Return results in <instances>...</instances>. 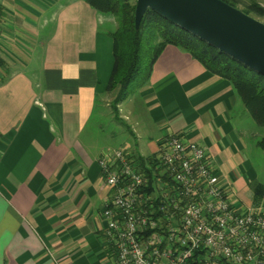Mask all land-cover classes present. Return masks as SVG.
<instances>
[{
	"label": "crops",
	"instance_id": "0c3cea01",
	"mask_svg": "<svg viewBox=\"0 0 264 264\" xmlns=\"http://www.w3.org/2000/svg\"><path fill=\"white\" fill-rule=\"evenodd\" d=\"M0 5V264H112L98 159L122 147L150 159L171 133L205 146L238 203L264 210V135L229 80L169 45L117 118L111 18L87 0Z\"/></svg>",
	"mask_w": 264,
	"mask_h": 264
},
{
	"label": "built area",
	"instance_id": "2783aa9c",
	"mask_svg": "<svg viewBox=\"0 0 264 264\" xmlns=\"http://www.w3.org/2000/svg\"><path fill=\"white\" fill-rule=\"evenodd\" d=\"M151 159L128 147L98 159L112 264H264V210L238 203L205 146L171 133Z\"/></svg>",
	"mask_w": 264,
	"mask_h": 264
},
{
	"label": "trees",
	"instance_id": "16d2710c",
	"mask_svg": "<svg viewBox=\"0 0 264 264\" xmlns=\"http://www.w3.org/2000/svg\"><path fill=\"white\" fill-rule=\"evenodd\" d=\"M87 2L99 14L117 22L116 29L111 32L114 40L115 65L108 85V91L115 92L116 105L121 103L123 96L132 94L130 87L138 78L143 76L138 88L149 81L158 58L165 48L171 45L189 53L210 72L229 80L251 117L258 125L264 127L263 74L219 51L154 10H149L144 15L137 30L136 0H87ZM1 10L0 5V15ZM244 12L249 14L247 11ZM2 65L3 62L0 60V66ZM257 144L264 151V136ZM143 160L142 166L146 167ZM149 160L152 161L151 158ZM260 187L259 183L255 185L259 198L262 197Z\"/></svg>",
	"mask_w": 264,
	"mask_h": 264
},
{
	"label": "water",
	"instance_id": "95a60500",
	"mask_svg": "<svg viewBox=\"0 0 264 264\" xmlns=\"http://www.w3.org/2000/svg\"><path fill=\"white\" fill-rule=\"evenodd\" d=\"M135 26L154 10L264 75V22L224 0H136Z\"/></svg>",
	"mask_w": 264,
	"mask_h": 264
},
{
	"label": "rangeland",
	"instance_id": "374dc122",
	"mask_svg": "<svg viewBox=\"0 0 264 264\" xmlns=\"http://www.w3.org/2000/svg\"><path fill=\"white\" fill-rule=\"evenodd\" d=\"M228 3H232L234 4L236 7L240 8L241 10L243 11H247L249 13V15H252L253 17L261 20L264 22V5H262L261 3L264 4V0H226ZM258 7H261L260 9ZM112 19V18H111ZM113 22H114V26L115 28L117 27V22L115 21V19H112ZM143 78V76H141L140 78H138L134 83L133 85L130 87V90H131V93L132 94H129L128 96H123L121 102L123 101H127L129 98H131V96L138 91V84L140 82V80ZM109 98L108 99V103H109V111L111 112V115H115L117 118L120 116V112H119V104L116 105V101H115V92H111L110 95H109ZM241 101V100H240ZM242 103V108L244 110V116L246 118H248L249 120H251L254 128H256V131L257 133H263L262 135H264V127L258 125V123H256L254 121V119L251 117L250 113L248 112V110L246 109V107L244 106L243 102L241 101ZM105 120H107L106 124H105V127H106V130L109 129L111 131V129L115 130L116 129V125H114V123H112L110 121V117L107 116L105 117ZM128 134V132H126ZM126 136H129V135H126ZM118 137L119 134H118ZM121 139H112L113 142L111 143H123L124 140L126 139V137L122 138L120 137ZM111 139V138H109ZM128 139H130V141H132V138H130V136L128 137ZM122 141V142H121ZM110 143V144H111ZM115 145V144H113ZM254 146L256 147V145L254 144ZM258 149V148H257ZM260 152L262 151V149L259 147L258 149Z\"/></svg>",
	"mask_w": 264,
	"mask_h": 264
}]
</instances>
